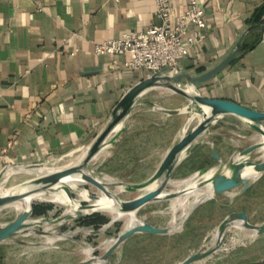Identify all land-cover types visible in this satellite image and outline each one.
<instances>
[{
    "label": "crops",
    "instance_id": "0c3cea01",
    "mask_svg": "<svg viewBox=\"0 0 264 264\" xmlns=\"http://www.w3.org/2000/svg\"><path fill=\"white\" fill-rule=\"evenodd\" d=\"M191 1L173 0L176 12ZM198 1L207 36L183 61L193 74L231 52L264 7V0ZM157 23L155 0H0V174L90 148L122 110L125 94L146 79L144 70L124 67L125 56L97 55L95 44ZM197 90L264 111V25L248 31L237 58ZM144 111L146 126H139ZM172 117L134 107L109 145L137 142L156 150L161 162L163 150L179 141Z\"/></svg>",
    "mask_w": 264,
    "mask_h": 264
},
{
    "label": "rangeland",
    "instance_id": "374dc122",
    "mask_svg": "<svg viewBox=\"0 0 264 264\" xmlns=\"http://www.w3.org/2000/svg\"><path fill=\"white\" fill-rule=\"evenodd\" d=\"M152 90L140 97L134 107L156 108L162 116L172 115V129L178 125L181 130L179 140L203 117L196 105L191 107L192 111L188 110L191 101L186 96L167 95L173 91L159 86ZM147 116V111L142 112L137 125L146 126ZM263 125L233 115L217 119L192 147L199 144L175 165L163 191L171 197L148 202L133 211L131 219L126 215L114 216L100 206L98 200L104 197V192L87 181L83 185L67 181L65 185L45 187L51 191L32 201L30 214L21 227L0 240V264H181L195 253L211 248L217 249L216 252L194 264H264V233L257 234L242 225L245 222L234 220L223 234H218L221 223L233 212H245L247 223L252 226L264 224V170L257 176L248 171L246 182L198 199L208 188L203 183L205 178L199 177L204 171L221 164L232 165L239 161L240 154L251 166L264 162ZM137 144L127 141L113 147L108 138L90 157L84 171L106 184L122 200L142 195L148 191V186L143 185L163 160L160 162L156 150L140 149ZM169 149L163 153L166 155ZM88 151L43 166L7 168L0 177V191L38 182L49 172L72 167ZM9 170L13 172L7 175ZM246 184L249 187L244 188ZM20 201L0 206V227L24 213L19 208ZM140 223L167 232H136L107 255L111 240Z\"/></svg>",
    "mask_w": 264,
    "mask_h": 264
},
{
    "label": "water",
    "instance_id": "95a60500",
    "mask_svg": "<svg viewBox=\"0 0 264 264\" xmlns=\"http://www.w3.org/2000/svg\"><path fill=\"white\" fill-rule=\"evenodd\" d=\"M260 25H264V21H262L259 25H251L239 38L235 48L231 52H229L223 59H221L213 68L209 70H206L200 74H193L186 70L174 74H168L166 72H157L151 77L138 82L125 94L121 101L122 110L118 113L114 121L106 128V130L97 138L95 143L90 148H88L89 151L84 157V159L72 167L47 173L41 178H39L38 182L42 183L43 187L45 188L58 183L65 177H68L77 172L84 171L90 157L100 150L102 144L105 143L109 136L112 134L113 129L119 123H121L129 114L130 110L134 108L135 103L140 98V96L143 93L159 86L186 96L191 101L188 110L192 111L191 107L193 105H196L204 114L200 122L194 128L184 133L179 141L173 143V145L170 147L169 151L165 155L163 161L161 162L156 173L143 186H149L161 177L162 182L157 187L153 189H148L147 192L134 199L126 201L122 200V211H136L148 202L157 199V197L163 193L175 165L181 160V158H183L182 155L184 151L188 150V153H190L191 150L199 144L197 142L195 146L192 147L193 143L198 139V137L204 134L211 126V124H213L217 119L225 115L232 114L253 124L264 123V111L253 109L233 100L204 96L197 90V88L202 83L208 82L209 80L217 76L220 77L222 75L223 70H225L237 58L241 50L242 42L246 33ZM183 86L186 88H184ZM196 91H198V93ZM116 135H114L113 137L115 138ZM214 154L216 157H219V154L216 151L214 152ZM237 164H240V166H238L239 169L244 165L242 162H238ZM254 167H259V171L261 172L264 170V162L255 164ZM2 173L3 171L1 172L0 177ZM84 177L87 182L95 185L107 195L114 196L115 198L119 199L116 194L112 193L107 188L106 184L101 182L96 177L92 176L89 173H86ZM220 177L222 176H219V178ZM242 181L246 182L247 178H244L240 182H237L234 179L225 180L222 184L219 185L217 190L218 194L234 186H237ZM247 187H249V185L246 184L244 188ZM32 192L33 190L23 193H14L0 196V206H4L6 204L20 200ZM30 211L24 212L14 222L7 226H4L6 228L3 232H0V240L5 239L14 234L21 227L26 217L30 214ZM234 220H240L242 222H245V226L247 228L254 229L257 234L264 233V224L261 226H252L251 224L247 223L248 215L245 212H233L229 215L227 219H225L221 223L218 234H223L228 223ZM136 232L165 233L167 232V229L158 228L149 223H140L139 225L129 228L126 232H124L120 236L119 242L126 240ZM111 250L108 252V254L111 252ZM216 250L217 249L215 248H211L204 252L195 253L194 255L190 256L185 261H183L181 264H194L200 262L210 257L213 253L216 252Z\"/></svg>",
    "mask_w": 264,
    "mask_h": 264
},
{
    "label": "built area",
    "instance_id": "2783aa9c",
    "mask_svg": "<svg viewBox=\"0 0 264 264\" xmlns=\"http://www.w3.org/2000/svg\"><path fill=\"white\" fill-rule=\"evenodd\" d=\"M160 23L97 42V55L125 56L124 67L144 70L149 78L157 72L184 71L183 61L206 34L205 7L192 0L183 12H176L173 0H155Z\"/></svg>",
    "mask_w": 264,
    "mask_h": 264
},
{
    "label": "bare ground",
    "instance_id": "6f19581e",
    "mask_svg": "<svg viewBox=\"0 0 264 264\" xmlns=\"http://www.w3.org/2000/svg\"><path fill=\"white\" fill-rule=\"evenodd\" d=\"M188 152H189L188 150H185L182 156L184 157L185 155L188 154ZM82 160H80V162ZM239 161H241L244 164L240 169L238 167V166H240V164L239 165L237 164ZM239 161L237 163H234V164L232 163L233 165L221 164L220 166H218L212 170H207V171H204L203 173L199 174V177L201 179L205 178V180H203L204 181L203 183L205 185H208V188L205 191V193L203 192L202 194H200L198 196V199L203 198L204 195L205 196H214V195L218 194L217 190H218L219 185L222 184L227 179H234L235 181L240 182L244 178H247L245 176H246V173H248V171L252 176H257L260 173L259 167H254L253 165L251 166V165L247 164L246 161H243V155H241V154L239 157ZM244 167H247V169L245 171L242 170ZM86 173H87L86 171L77 172L75 174H72L68 177L63 178L56 185H59V184L65 185V183L67 181H71V182H74L76 184L83 185L86 182L85 177H84ZM9 174L10 173L7 172V175H9ZM219 176H222V177L219 178ZM161 182H162V177L157 179L154 183L150 184L148 186V189H153V188L157 187ZM65 188H67V186H65ZM31 190H33V192L30 193L29 195L25 196L24 198L20 199L21 201L19 204L20 209L24 210V212H29L31 209V206H32V201L34 199L40 198L41 195L51 191L50 189H44L42 183H39L36 181H31V182L25 183L23 185H20V186L14 188V189H11V190L0 191V196L7 195V194H14V193H23V192H27V191H31ZM170 197H171L170 194L162 193L160 196L157 197V199H159V198H170ZM98 202H100V206H104L103 208L105 210L111 212L112 214H114V216L115 215H117V216L126 215V216L130 217V219H131L132 214H134V212H123L122 211V199L115 198L114 196H109L106 193H104V197L99 199ZM188 214H189V212H188ZM243 224H245V223H242V225ZM5 228L6 227H0V232H3L5 230ZM120 236H116L113 240L110 241L109 247H108L107 252H106L107 254L113 247H115L116 245H118L120 243L119 242ZM216 241H218V238Z\"/></svg>",
    "mask_w": 264,
    "mask_h": 264
},
{
    "label": "trees",
    "instance_id": "16d2710c",
    "mask_svg": "<svg viewBox=\"0 0 264 264\" xmlns=\"http://www.w3.org/2000/svg\"><path fill=\"white\" fill-rule=\"evenodd\" d=\"M262 21H264V7L255 12V15L250 19V24L259 25Z\"/></svg>",
    "mask_w": 264,
    "mask_h": 264
}]
</instances>
